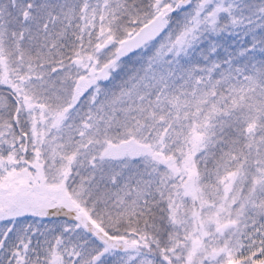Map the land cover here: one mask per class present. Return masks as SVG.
<instances>
[{
    "label": "snow or ice",
    "instance_id": "6c2138e0",
    "mask_svg": "<svg viewBox=\"0 0 264 264\" xmlns=\"http://www.w3.org/2000/svg\"><path fill=\"white\" fill-rule=\"evenodd\" d=\"M0 264H264V0H0Z\"/></svg>",
    "mask_w": 264,
    "mask_h": 264
}]
</instances>
